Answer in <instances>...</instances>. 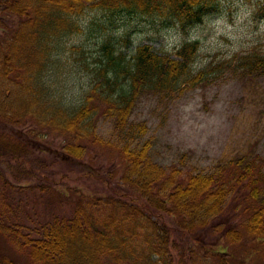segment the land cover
<instances>
[{
    "label": "trees",
    "instance_id": "1",
    "mask_svg": "<svg viewBox=\"0 0 264 264\" xmlns=\"http://www.w3.org/2000/svg\"><path fill=\"white\" fill-rule=\"evenodd\" d=\"M213 4L0 0V264H18L10 250L26 253L35 264H198V236L210 229L230 244L249 236L256 243L253 252H264V169L258 155L238 152L206 173L167 169L151 159L150 142L140 141L146 122L131 118L144 97L165 100L184 85L208 80L207 68L192 67L197 40L185 41L172 56L146 43L126 53L107 39L91 68L82 63L91 79L80 100L67 102L56 86L68 50L64 37L80 31L77 18L86 9L160 16L184 28L201 23ZM224 61L246 82L264 77V54L258 51ZM102 119L110 123L108 137L99 131ZM52 134L61 143L48 154L40 143ZM99 153L112 169L62 165L72 168ZM25 190L50 200L58 193L59 201L71 203L70 215L38 216ZM231 197L238 228L218 222ZM205 251L221 259L228 254Z\"/></svg>",
    "mask_w": 264,
    "mask_h": 264
},
{
    "label": "rangeland",
    "instance_id": "2",
    "mask_svg": "<svg viewBox=\"0 0 264 264\" xmlns=\"http://www.w3.org/2000/svg\"><path fill=\"white\" fill-rule=\"evenodd\" d=\"M77 20L80 31L64 37L68 50L63 65L58 68L60 77L56 86L64 100H80L91 79L89 70L82 63H88L91 68L100 44L107 39L126 53H131L138 44L146 43L152 49L172 56L185 41L197 40L192 67L195 70L207 68L208 80L184 85L165 100L142 98L131 116L133 120L147 124V132L140 141L150 142L151 159L167 169L176 166L185 173L212 172L217 170L219 161H227L234 154L247 151L258 155L264 169V77L258 83L246 82L223 65L224 60L235 53L255 50L264 54V0H214L210 13L201 23L184 28L160 16L112 12L96 7L86 9ZM126 38L129 42H125ZM99 131L108 137L110 123L102 119ZM60 143L61 138L52 134L40 144L51 154ZM62 165L72 170H83L92 165L102 173L114 167L109 158L100 153L72 168L66 163ZM78 186L83 189L81 184ZM21 192L33 202L38 216L71 213V203L59 201L56 192L51 195V200L36 191ZM234 205L235 200L231 197L226 213L218 221L226 227L238 228L240 218L232 213ZM198 242V264H264V252H253L256 243L249 236L242 235L239 242L230 244L224 239L218 240L210 229L200 232ZM205 247L228 251V254L221 253L222 259L216 258L205 251ZM10 252L18 264H35L26 253Z\"/></svg>",
    "mask_w": 264,
    "mask_h": 264
}]
</instances>
